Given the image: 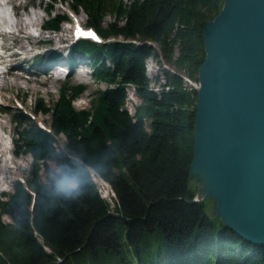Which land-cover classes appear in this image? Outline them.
<instances>
[{
  "label": "trees",
  "instance_id": "trees-1",
  "mask_svg": "<svg viewBox=\"0 0 264 264\" xmlns=\"http://www.w3.org/2000/svg\"><path fill=\"white\" fill-rule=\"evenodd\" d=\"M50 1L46 24L59 32L69 16L53 15L59 0ZM63 1L84 10L87 25L106 40L116 38L73 47L90 58L93 77L107 87L88 109L74 105L87 89L82 84H64L52 106L37 98L34 112L51 116L50 130L22 109L12 115L14 154L32 161L28 187L15 181L14 191L0 198V264H264V245L246 241L219 216L215 221L205 201L190 202L197 192L187 183L198 90L183 88L181 75L165 69L164 82L154 77L162 86L155 91L146 72L148 57L170 64L178 51L176 65L198 75L206 57L203 30L224 0ZM107 15L114 20L105 25ZM129 86L142 98L133 114L126 107ZM52 163L92 167L114 190L115 204L92 180L74 198L54 195Z\"/></svg>",
  "mask_w": 264,
  "mask_h": 264
},
{
  "label": "water",
  "instance_id": "water-1",
  "mask_svg": "<svg viewBox=\"0 0 264 264\" xmlns=\"http://www.w3.org/2000/svg\"><path fill=\"white\" fill-rule=\"evenodd\" d=\"M203 40L187 186L215 199L226 227L264 245V0H224Z\"/></svg>",
  "mask_w": 264,
  "mask_h": 264
},
{
  "label": "rangeland",
  "instance_id": "rangeland-1",
  "mask_svg": "<svg viewBox=\"0 0 264 264\" xmlns=\"http://www.w3.org/2000/svg\"><path fill=\"white\" fill-rule=\"evenodd\" d=\"M1 2H6L7 0H0ZM14 3H16V7L13 4H8L7 8L3 10V12H8V15L10 20L11 19H16V12L17 15H24V17L27 19L28 16L26 14L32 12H36L39 16H41L42 24H45L46 21L50 18V15L46 11V6H48V3L51 2L50 0H13ZM126 1V0H125ZM34 9V10H33ZM1 10V9H0ZM1 10V11H2ZM6 10V11H5ZM70 12V6L68 2L59 0L58 4L54 6L53 10V15L57 13H65L69 16V20L65 23L62 24L61 31L59 32H54V31H47L46 26L43 27L42 29V34H41V40L40 42L41 45H35L34 40H40V38H36L34 36H31V41L26 38L25 41H30L27 43V45L24 48H21L17 45H15V41L13 37H5V36H0V45L4 44L9 46L10 49H5V60L4 65V70H9L11 68L12 63L14 62L11 54L14 52H17L19 54V57L15 59V61H21V65L23 68L28 69V70H39L41 67L46 64L47 61H42L39 62L37 57L42 56L37 55L40 52H44L45 55H47L49 52L53 53L52 50H63L66 51L65 55L62 56V59H58V66H61V63H68L70 67H73L72 72L70 75L64 76L61 74L60 77L57 78V81L50 85L49 82L45 84H31V83H26L24 80L18 81L17 85L10 86L8 88H5L2 93H1V98H0V122H2L6 126V131L2 130L0 127V138L2 136L4 137L3 139V147L0 146V149H4V154L2 155V152L0 155V174L2 172L3 166L6 163V157H9L12 160H19L22 161V164L17 168L15 163H11V166L15 167H10V171H8L5 174V183L0 189V198H3V193H11L14 191V182L15 181H21L19 178L22 177L26 181V177L29 175V170L31 168V161L32 157L31 155H25V154H20V155H15L14 154V144H13V137L15 136V130L18 127L17 122L13 120V114L17 112V110L22 109L26 114L30 115L32 118H34L37 122L42 123L43 125L47 126L50 128L51 126V116L48 114L44 113H39L36 114L34 112V106H35V101L37 98L41 97L44 99V102L50 106L55 103L59 97H60V88L64 84H73V85H78L82 84L87 86L86 91L81 94L78 98L74 100V105L78 109H83V108H90L92 105V99L96 95V91L98 89H105L107 85L105 83H102L100 81L95 80V78L92 75V66L90 65V58H87L86 55L82 56L81 54L79 55L77 52H74L73 56L74 58L76 57L77 60L74 59L73 63L69 61L67 57V50L71 49V47H68V43L70 41L71 35H72V24L75 21H80V23L86 24L87 25V14L84 10L76 11L75 14L70 12L71 15L69 14ZM26 12V13H25ZM29 20V19H27ZM114 16L107 15L104 18V24L113 21ZM12 21V20H11ZM88 26V25H87ZM34 33L36 32L38 34V31L34 29H31ZM24 36V35H22ZM26 37V36H25ZM60 38H62L60 40ZM118 39V38H117ZM122 39V38H120ZM111 40H116V38H110L109 40L106 41H111ZM37 41V42H38ZM132 41V40H131ZM137 42V41H134ZM140 43V42H139ZM157 49L158 45L156 43H153ZM73 47V46H72ZM4 50V49H3ZM0 51H2L0 49ZM47 51V52H45ZM31 54V55H29ZM29 55V56H28ZM179 55V52L176 51L174 54V59L170 64L165 61L162 57H160V63H157L156 60L158 58L156 56H151L150 58L148 57L145 60V65H146V72L149 78L151 79V85H154L155 81V76L158 74L160 76L157 77V80H160L161 82H164L166 79V74H165V69H168L172 72H175L176 74H184L186 76L191 77L192 79H195L198 77V75L192 77L189 75L188 71L186 69H180L175 62V58ZM33 58L32 60L29 61V63H26L27 60H30V58ZM68 61V62H67ZM157 64V65H156ZM69 67V66H68ZM60 71V69H59ZM78 71H82V73H85V80H79L76 78L75 73ZM61 72V71H60ZM27 75H31V73H26ZM53 80L52 78L50 81ZM36 85V86H35ZM151 86V87H152ZM158 84L156 83L153 88L157 89ZM183 88H184V83H183ZM127 102H126V107L127 109L134 113L137 111V107L142 104V98L139 96L135 86H129L127 88ZM149 120L148 118H146ZM148 122V121H147ZM150 122V120H149ZM149 123H148V127ZM4 132V133H3ZM2 134V135H1ZM5 134V135H4ZM62 141L65 140L64 136H61ZM63 144V143H62ZM5 160V161H4ZM11 160V161H12ZM54 168H57L54 163L51 164ZM43 177L45 178V173H42ZM93 181V180H92ZM107 181V180H106ZM94 182V181H93ZM25 184V182H23ZM96 184V187L98 186L100 188V193L103 198L107 199L112 205L115 204V195L109 190V195L106 197L105 196V189H103L99 183L94 182ZM110 186V184H109ZM197 188L199 187L196 185ZM33 194H35L34 191L31 190ZM205 194V193H204ZM104 195V196H103ZM202 197V195L200 194ZM200 197V199H202ZM7 197H4L3 199H6ZM199 201V200H197ZM206 203V209L209 215L215 220H217V216L215 214V206H216V201L215 199H210L207 198L205 200ZM4 223H10L11 219L8 215H3L2 217ZM221 219V218H220ZM225 224V223H224ZM6 225V224H5ZM2 249V248H0Z\"/></svg>",
  "mask_w": 264,
  "mask_h": 264
},
{
  "label": "bare ground",
  "instance_id": "bare-ground-1",
  "mask_svg": "<svg viewBox=\"0 0 264 264\" xmlns=\"http://www.w3.org/2000/svg\"><path fill=\"white\" fill-rule=\"evenodd\" d=\"M8 4H13L15 7L17 6L13 0H7L4 3L0 1V9L4 10L5 8H7ZM1 10H0V30L2 32H5V33L4 34L0 33V35H4L5 37H13L14 41H15V45H17L21 48H24L27 45V43L31 41L30 38L34 33L31 29H34V28L39 29V27L42 26V20L43 19H41V16H39L36 12L31 11V13L26 14V16H28L27 19H29V20H27L24 17L25 14L24 15H17V12H16L17 18L11 19L12 20L11 21L10 18H8V15H9L8 12L6 13V12H3V10L2 11ZM6 14H8V15H6ZM3 26L8 27L7 31L3 30ZM22 35H24V36H22ZM26 38H28L30 41H25ZM61 39L62 38H60V40ZM37 41L38 40H34L35 45L38 44ZM0 49L2 50V51H0V62H4L5 53L3 52V49L4 50L10 49V47L5 45V43H4L1 45ZM45 52H47V51H45ZM29 55H31V54H29ZM48 55H50V52L46 56H48ZM11 57L14 61L11 65V68H9V70H2V72H0V95L5 88L17 85L18 81H20V80H24L26 83H31V84H37V83L38 84H45V83L49 82V84L52 85L57 81V78L61 76V72L59 71L60 68L58 66L59 61H56L53 63H46L39 70H28V69H25L22 67L21 61H15V59H17L19 57V54L17 52L12 53ZM26 73H31V75H27ZM75 75H76L77 79L85 80V73H82V71L76 72ZM180 75L183 79L184 88H195L196 90H198L200 88V81L198 78L192 79L191 77L186 76L184 74H180ZM51 78L53 80L50 81ZM155 84H156V82L154 81L153 86H155ZM153 86H152V88H153ZM156 87H157V89H155V88H153V89L155 91L160 92V90L162 89V86H160V84H158V86H156ZM166 88L168 89V88H170V86H167ZM0 98H1V96H0ZM0 127L2 128V130L6 129V126L2 122H0ZM3 139H4V137L2 136V138H0V146L1 147H3ZM1 152H2V155H5L4 149H0V153ZM5 160H6V163L3 166L2 172L0 174V188L4 184H6L5 183V174L8 171H10V167H15V166H11V163H15L17 168L22 164V161L12 160L9 157H6ZM88 168H92V167H88ZM94 182L99 183L100 186L103 189H105V196L106 197L109 195L110 189L116 197V194H115L114 190L111 188V186H109V183L98 172H97V176H96ZM99 190H100V188H99ZM197 191H198V188H197ZM202 193H204V192H202ZM196 194L200 195L201 193H200V191H198ZM201 200L202 199H200L199 201H201Z\"/></svg>",
  "mask_w": 264,
  "mask_h": 264
},
{
  "label": "clouds",
  "instance_id": "clouds-1",
  "mask_svg": "<svg viewBox=\"0 0 264 264\" xmlns=\"http://www.w3.org/2000/svg\"><path fill=\"white\" fill-rule=\"evenodd\" d=\"M96 176V170L88 167L57 168L51 174L53 194L66 199L74 198L81 195L84 185L89 180L94 181Z\"/></svg>",
  "mask_w": 264,
  "mask_h": 264
},
{
  "label": "built area",
  "instance_id": "built-area-1",
  "mask_svg": "<svg viewBox=\"0 0 264 264\" xmlns=\"http://www.w3.org/2000/svg\"><path fill=\"white\" fill-rule=\"evenodd\" d=\"M199 197H201V196H200L199 194H196L194 199H195V200H200ZM201 198H202V197H201Z\"/></svg>",
  "mask_w": 264,
  "mask_h": 264
},
{
  "label": "snow or ice",
  "instance_id": "snow-or-ice-1",
  "mask_svg": "<svg viewBox=\"0 0 264 264\" xmlns=\"http://www.w3.org/2000/svg\"><path fill=\"white\" fill-rule=\"evenodd\" d=\"M78 31H79V29H78Z\"/></svg>",
  "mask_w": 264,
  "mask_h": 264
}]
</instances>
